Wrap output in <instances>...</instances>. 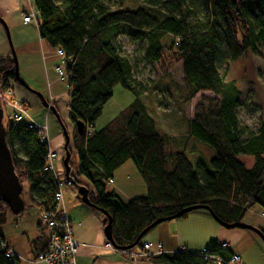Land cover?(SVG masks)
<instances>
[{"label": "trees", "instance_id": "obj_1", "mask_svg": "<svg viewBox=\"0 0 264 264\" xmlns=\"http://www.w3.org/2000/svg\"><path fill=\"white\" fill-rule=\"evenodd\" d=\"M109 2L31 0L39 37L50 48L62 49L71 62L65 67L70 89L67 108L78 161L75 174H69L73 182L88 189L91 207L108 214L110 243L128 256L142 239L122 248L133 244L145 227L158 218H182L189 212L176 214L194 204L207 205L223 223L242 221L246 210L256 204L264 213V120L255 131L240 124L241 91L219 71L229 59L259 46L264 50V0H143L142 5L114 10ZM120 25L128 28L131 41L144 42L143 60L162 70L180 62L186 99L203 91L216 96L196 105L193 117L185 121V135L156 129L133 65L117 43ZM14 68L11 55H0V93L20 86ZM116 84L128 89L133 100L104 126L93 129ZM77 121L83 123L80 132ZM4 126L25 206H34L38 215L53 209L55 177L43 170L47 144L25 123L12 120ZM87 128L91 129L88 135ZM192 139L214 151L208 164L200 157L192 163L176 149ZM238 155L253 157L251 167L238 160ZM126 161L134 165L146 193L124 201L106 191V182ZM11 214L0 199V227ZM106 221L103 216V226ZM258 228L264 235V227ZM45 243L43 233L30 241L34 259ZM221 243L210 239L200 252L180 249L140 259L152 264H206L203 253H208L228 261L234 252ZM7 250L0 235V264H19L18 257L13 252L7 255Z\"/></svg>", "mask_w": 264, "mask_h": 264}, {"label": "rangeland", "instance_id": "obj_2", "mask_svg": "<svg viewBox=\"0 0 264 264\" xmlns=\"http://www.w3.org/2000/svg\"><path fill=\"white\" fill-rule=\"evenodd\" d=\"M110 8L120 9L121 7H135L142 5L143 0H110ZM22 11L35 12L31 0H20V9L12 12L8 19L1 18L8 30L9 40L6 39L7 49L13 51L18 67L20 78L33 90L39 92L44 99L52 95L54 97L53 106L55 107L59 119L63 123L69 137L68 149L70 152V174H75L77 166V153L72 145V124L68 118V93L67 83L60 81L55 70L60 59L51 55L46 60H38L36 57H29L28 49L19 46L17 36L25 32L34 30L36 23L30 22L23 25ZM117 43L120 45L122 53L129 58L133 65V75L141 84L143 93L142 100L145 102L149 113L156 120V129L163 133L173 136H183L186 133L185 121L193 117L195 107L198 103H206V99H213L216 96L210 92H198L192 97L186 99V86L182 80L180 62H173L162 70L153 62H147L142 59L143 41H131L128 38V28L120 25ZM53 54L54 49L51 48ZM220 74L226 81L233 82L241 91V105L238 109V120L242 126L250 130H256L261 121L264 120V50L258 47L255 51H247L237 59H229L219 67ZM7 102L12 98H18L14 93L2 92L0 94ZM133 100V94L120 84H116L112 89L111 97L102 107L101 114L94 121L93 129H99L109 120L115 117L119 111L124 109ZM0 110H2V122L12 121V109L0 97ZM27 112L33 117L34 107H27ZM47 124L46 140L49 149L56 153V159L53 161L56 174L61 179L64 178L62 159L64 157L65 137L62 133L61 126L56 121L55 116L51 115ZM44 125V124H43ZM182 138V137H181ZM183 142V141H182ZM181 142V143H182ZM186 145L179 146L178 150L185 153L188 159L194 163L197 157H200L207 164L214 154V151L204 143L192 139L186 140ZM237 159L249 168L253 164L254 158L247 155H238ZM131 161H128V164ZM138 180L143 184L141 177L136 174ZM84 181L83 177L77 176ZM72 179V178H71ZM25 188L26 184L23 183ZM89 185V184H88ZM145 186V185H144ZM112 183H106V191L112 192ZM76 189L73 185L64 184L62 187L63 205H70L75 196ZM74 195V196H73ZM122 197V196H120ZM25 199L26 196H23ZM123 198V197H122ZM195 212V213H193ZM199 212H206L204 209H196L190 215L177 219L173 223L172 231H179V236L187 243L190 249L203 250L202 245L209 236L202 233L208 231L210 227L204 223L194 221V217ZM202 216V215H201ZM204 216V215H203ZM212 235L216 237L220 228L228 232H239L238 238L230 242L231 249L240 256V263L243 264H264V243L262 239L253 231L242 228H224L213 218L208 217ZM173 220V219H172ZM36 210L34 206L26 203L24 210L18 215H8L6 222L1 226L4 240L11 246L19 258V264H41L33 260L30 252V241L38 235L36 225ZM242 222L255 226L264 227V213L260 205H253L246 210ZM201 230H203L201 232ZM202 233V234H201ZM208 234V233H207ZM145 238L143 236L142 241Z\"/></svg>", "mask_w": 264, "mask_h": 264}, {"label": "crops", "instance_id": "obj_3", "mask_svg": "<svg viewBox=\"0 0 264 264\" xmlns=\"http://www.w3.org/2000/svg\"><path fill=\"white\" fill-rule=\"evenodd\" d=\"M18 9H20V0H0L1 18L7 20L8 16L12 12L18 11ZM29 23H23V25H28ZM6 39L7 36L5 30L0 23V55H11V52L7 49L6 46ZM16 40L19 46L28 49L29 57L32 56L34 58L36 57L38 60H46L48 57L50 58L52 57L51 55H53L48 44L39 37L37 26H35L34 30L25 32L21 36H17ZM11 90L12 93H14L16 97H18V99L22 100L27 107H34L35 111L33 113V117L31 116V118L40 125L45 126L47 132V124L51 119L50 116H54V114L49 109L44 108L41 105L38 97L35 94L26 90L22 86L14 85ZM48 101L53 104L54 97L50 95ZM136 174H138V172L135 169L134 165L131 166V164H128V161H126L120 167H118L112 175V185L114 188L112 191L119 197L122 196L123 198H120L124 201L144 196L146 193L144 183L142 184L138 180ZM83 182L87 183L88 185L86 179ZM74 195L73 199L71 200L72 203L64 208L70 223V227L72 229L73 237L78 243L76 264H152L144 259L130 258L129 256H126L118 251L104 247V244L107 241L103 232L104 215L98 209H95L81 202L80 198L77 195V192ZM190 213H192V211L189 212L186 216L190 215ZM208 217L212 218V216L208 212H199V215L193 218L194 221H197L198 223H204V225L210 227L208 231L201 230V232L203 231L202 233L206 232L205 235L209 236L205 243L202 245V248L206 245L208 240L216 239L220 242H226L231 249L230 242H234L238 238V236L240 235L239 232H228V230L220 228L216 237H214L215 235L211 234V227L213 226L212 224H210V218ZM36 218V225L39 233L35 238H37L39 235H42L43 233V227L40 223L37 210ZM174 221H177V219L166 220L152 227L144 235V241L151 242L153 244V248L155 244H160L164 252H174L180 249H186L191 252H198V250H193V248L190 249V247H188L187 243L190 244V242L188 241V239L184 240L183 237L179 236L178 229L177 231H172L174 225L173 223H176ZM0 235L4 241L5 246L17 256L14 249L9 246L4 240L1 230ZM30 252L32 255L31 258L34 260L31 248Z\"/></svg>", "mask_w": 264, "mask_h": 264}, {"label": "built area", "instance_id": "obj_4", "mask_svg": "<svg viewBox=\"0 0 264 264\" xmlns=\"http://www.w3.org/2000/svg\"><path fill=\"white\" fill-rule=\"evenodd\" d=\"M22 21L23 23H29L34 21L37 24L36 11H23L22 12ZM53 55L57 56L60 59L59 64L55 66L58 79L62 82H66L68 75L66 73V65L70 62L60 48L54 49ZM68 89V87H67ZM11 93L12 90L7 91ZM70 92V89L67 90V93ZM1 94V93H0ZM2 100L9 104L12 109V120L15 122H22L27 125L28 128L35 129L38 132L40 141L47 144L46 136V127L40 125L31 118V115L26 110V104L18 99L12 98L8 102ZM50 103V102H49ZM91 129L87 128L86 134L90 133ZM48 146V144H47ZM56 159V154L51 151L48 147V152L46 156V164L43 167V170H47L53 173L56 181V190L53 194L55 201L54 208L49 210H43L39 214V220L43 227V234L46 239L45 246L43 250L39 251L34 260L38 261L41 264H76V254L78 249V243L73 237L72 229L70 227L69 220L66 215L65 208L63 206V196H62V187L64 184L71 185V180L66 178L60 179L55 171L53 166V161ZM106 183H112V178H108ZM226 242H222L221 246H227ZM104 247L117 251L113 245L106 241ZM164 252L160 244H153L148 241H141L140 247L135 251L127 252L130 258H142L149 254H159ZM7 255L11 254L10 250H7ZM203 257L206 260V264H239L240 256L236 253L232 254L228 261L223 260L221 257L213 254L203 253Z\"/></svg>", "mask_w": 264, "mask_h": 264}, {"label": "water", "instance_id": "obj_5", "mask_svg": "<svg viewBox=\"0 0 264 264\" xmlns=\"http://www.w3.org/2000/svg\"><path fill=\"white\" fill-rule=\"evenodd\" d=\"M0 23L2 24V26L5 30L7 39L9 40V34H8L7 26H6L5 22L1 19V17H0ZM11 56L15 62L14 73H15L16 79H17L18 83L20 84V86H22L26 90L35 94L38 97L41 105L44 108L49 109L54 114L56 120L58 121L59 125L61 126L62 133L64 134V137H65V142H64L65 153H64V157L62 159L64 177L68 180H71V184L75 187L77 195L80 198L81 202H83L84 204H86L88 206H91V203L88 199V189L82 184H78V183L73 182L71 179V176L69 174V172H70V165H69L70 152L68 149L69 137H68V134L66 132V129H65L63 123L59 119V116L57 114L55 107L53 106V104H50L48 101H46L44 99V97L39 92L30 88L20 78V76L18 74V67H17V63H16V58H15V55H14L12 50H11ZM75 126H76V130L78 132L82 131V129H83L82 121H77L75 123ZM21 192H22V184L19 181L18 176L14 172V166L12 163L11 154H10L9 148L7 146V143H6V131H5V126L2 122V110H0V199L7 204V206L9 207V209L13 215H18L24 210L25 202L21 196ZM196 209L207 210L210 213V215L212 216V218L216 222H218L221 226H223L224 228L229 229V228L237 227V228L251 230V231L255 232L262 239V241L264 243V235L258 227L243 223L242 221L234 222V223H223L222 221H220L217 217H215L211 213L209 207L205 204H194V205L186 206V207L182 208L176 215L177 216L183 215L185 213L191 212V211L196 210ZM100 212L107 219L106 224L103 227L104 236L108 242H111L109 216L104 211L100 210ZM165 220H166L165 218L156 219L154 222L149 224L147 227H145L140 232V234L137 236V238L133 244H131L128 247H124L122 249H127V248L135 246V244L143 238V236L146 234V232L148 230H150L152 227L156 226L157 224H159Z\"/></svg>", "mask_w": 264, "mask_h": 264}]
</instances>
